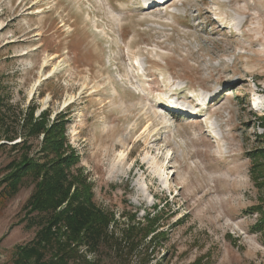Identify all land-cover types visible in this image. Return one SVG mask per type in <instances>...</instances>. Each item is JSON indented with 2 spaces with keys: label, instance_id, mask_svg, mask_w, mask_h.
Segmentation results:
<instances>
[{
  "label": "rangeland",
  "instance_id": "rangeland-1",
  "mask_svg": "<svg viewBox=\"0 0 264 264\" xmlns=\"http://www.w3.org/2000/svg\"><path fill=\"white\" fill-rule=\"evenodd\" d=\"M0 97V184L24 119L60 114L70 174L118 223L79 257L264 264V0H0ZM33 190L0 195V264L34 239Z\"/></svg>",
  "mask_w": 264,
  "mask_h": 264
},
{
  "label": "trees",
  "instance_id": "trees-1",
  "mask_svg": "<svg viewBox=\"0 0 264 264\" xmlns=\"http://www.w3.org/2000/svg\"><path fill=\"white\" fill-rule=\"evenodd\" d=\"M2 107L4 103L0 97V130L4 123ZM59 115L47 127L40 120V115L32 124L24 119L20 128L21 131L27 130L29 137L27 140L24 138L20 145H11V150H21L20 157L3 168L6 174L1 180L3 188L0 195L6 199L13 198L23 181L30 178L34 190L23 209L28 215H41L39 220L27 223V228L36 225L38 229L29 244L15 248L12 264H98L79 257L77 249L83 247L85 252L93 254L101 247L113 250L120 246L119 238L112 231L118 224L113 215L95 206L90 186L83 177H74L69 172L72 163L61 136L64 120ZM39 134L42 135L41 147L35 152L39 156L33 160L27 155L30 152L29 138ZM2 138L0 147H7L2 141L13 139L8 134L5 135L6 140ZM49 157L55 160L50 164L39 162ZM122 232L123 239L130 238L129 228Z\"/></svg>",
  "mask_w": 264,
  "mask_h": 264
},
{
  "label": "bare ground",
  "instance_id": "bare-ground-1",
  "mask_svg": "<svg viewBox=\"0 0 264 264\" xmlns=\"http://www.w3.org/2000/svg\"><path fill=\"white\" fill-rule=\"evenodd\" d=\"M156 131V130H155ZM157 133V132H156Z\"/></svg>",
  "mask_w": 264,
  "mask_h": 264
}]
</instances>
